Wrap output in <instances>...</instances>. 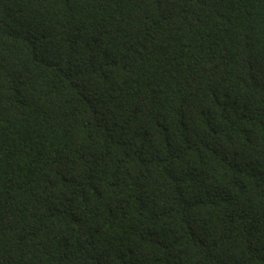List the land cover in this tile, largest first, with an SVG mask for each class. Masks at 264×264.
Returning a JSON list of instances; mask_svg holds the SVG:
<instances>
[{"label": "trees", "instance_id": "16d2710c", "mask_svg": "<svg viewBox=\"0 0 264 264\" xmlns=\"http://www.w3.org/2000/svg\"><path fill=\"white\" fill-rule=\"evenodd\" d=\"M0 264H264V0H0Z\"/></svg>", "mask_w": 264, "mask_h": 264}]
</instances>
